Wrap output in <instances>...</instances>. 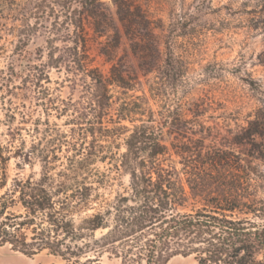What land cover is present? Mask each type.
<instances>
[{
	"label": "rangeland",
	"instance_id": "rangeland-1",
	"mask_svg": "<svg viewBox=\"0 0 264 264\" xmlns=\"http://www.w3.org/2000/svg\"><path fill=\"white\" fill-rule=\"evenodd\" d=\"M102 1L115 15L112 0ZM131 2L153 21L157 49L145 59V41H134L118 23L119 43L110 60L101 53L107 38L98 37L86 25L92 66L109 75L114 63L129 84L112 88V106L96 128L88 124L96 121V111L91 109L93 91L86 73L65 64L49 67L47 29L39 28L21 45L20 33L14 29L21 15L12 7L0 13V146L9 157L0 195L16 194V181L41 180L45 155L53 162L52 176L64 171L67 157L75 154L74 144L96 149L101 157L93 166L101 179L89 180L95 188L92 194L112 198L127 194L130 177L120 168V156L134 126L149 119L164 126L169 147L177 142L176 133H171L182 130L185 134L178 138L187 144L186 150H221L239 161L227 175L219 168L211 175L201 172L198 177L207 183L194 191L187 187L188 194L202 195L190 200L189 209L203 208L207 202L202 198L241 194L255 199L259 211L252 218L264 225V128L258 135L251 124L264 123V0ZM181 17L187 20L186 29L170 33ZM168 43L184 63L182 77L163 74ZM57 45L65 46L59 41ZM40 70L48 79H36ZM171 153L166 164L185 181L181 162L192 153ZM104 262L120 264L108 256ZM0 264H60V260L47 251L27 257L5 245L0 247ZM168 264L198 263L194 256H177Z\"/></svg>",
	"mask_w": 264,
	"mask_h": 264
},
{
	"label": "trees",
	"instance_id": "trees-1",
	"mask_svg": "<svg viewBox=\"0 0 264 264\" xmlns=\"http://www.w3.org/2000/svg\"><path fill=\"white\" fill-rule=\"evenodd\" d=\"M112 2L115 15L102 0H0L1 14L12 7L21 15L20 25L14 27L20 33L21 45L39 28H46L48 66L76 67L90 78V104L96 111V121L88 122L92 128L109 112L112 88H128L129 84L114 63L109 75L92 66L86 25H91L98 37L107 38L101 53L110 60L119 43L118 23L134 41H145V59L157 49L156 27L147 11L131 0ZM186 21L176 19L170 33L186 29ZM58 41L65 46H58ZM164 68L166 77L185 74L184 63L170 43ZM36 79H48V75L40 70ZM153 123L141 120L125 139L120 168L130 177L127 194L113 198L92 194L95 188L89 180L101 179L93 167L101 158L96 149L74 144L75 154L67 157V166L56 176L50 173L53 162L43 156L41 180L16 181V194L0 195V247L10 245L27 257L47 251L60 264H105V256L120 264H168L177 256H194L198 264H264V225L252 218L258 217L259 211L255 199L226 192L202 198L207 202L203 208L191 205L189 209L190 200L202 195L188 194L187 187L194 191L207 183L198 177L201 172L211 175L219 168L227 175L239 161L221 150H186L187 144L178 138L185 134L182 130L170 132L176 133L177 142L169 147L164 126ZM251 124L257 127L256 134H263L264 123ZM171 151L178 156L192 153L181 162L185 181L175 167L166 164ZM8 161L0 146V189L6 186Z\"/></svg>",
	"mask_w": 264,
	"mask_h": 264
}]
</instances>
